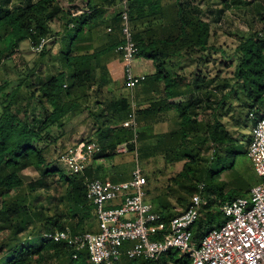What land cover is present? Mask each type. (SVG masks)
Returning <instances> with one entry per match:
<instances>
[{
    "label": "trees",
    "instance_id": "1",
    "mask_svg": "<svg viewBox=\"0 0 264 264\" xmlns=\"http://www.w3.org/2000/svg\"><path fill=\"white\" fill-rule=\"evenodd\" d=\"M9 1L0 0V67L5 69L25 41L31 48L41 39L51 42L38 51L40 61L50 60L44 74L35 65L0 82V233L5 232L0 237V264H92L86 250L73 258L71 248L45 233L66 228L72 233L94 231V225L88 229L95 214L94 205L86 198V185L89 180L111 174L96 160L112 156L114 149L134 134L147 157L160 155L165 166L183 161L160 191L147 197L161 221L167 223L177 213L172 198L184 208L195 193L207 200L201 209L204 215L192 225L195 243L206 234L208 225L219 227L224 222L222 205L246 196L261 181L239 129L249 122L253 127L264 116V25L259 30L217 32L211 37V21L204 19L200 6L190 0H172L176 5L173 19L166 13L163 0H129L131 24L167 17L169 30L167 35L158 36L156 30L154 33L145 27L133 34L136 58L151 60L155 68L141 82H147V90L151 88L155 96L146 107L138 102L133 107L136 86L118 96L109 88L112 79L106 64L120 54L115 48L122 35L120 11L109 16L104 6L115 0H85L80 11L76 6L64 8L58 0H23L12 7L7 6ZM229 6L226 3L223 8ZM223 8L209 9L215 16L212 21L218 20ZM222 35L229 41L222 40ZM53 45L57 48L52 54ZM184 96L189 97L171 100ZM90 102L88 117L93 118L94 140L100 151L81 172L66 175L51 169L45 156L50 140L61 137L65 121L89 108ZM133 108L137 121L134 131L121 124ZM169 110L177 114L176 126L154 132L153 123ZM236 164L245 167L244 172ZM27 169L37 171L38 177L28 180ZM227 170L232 171L230 182L218 178ZM51 174L65 182L67 205L53 215L34 197L48 185ZM144 176L148 196L151 176ZM190 261L187 254L172 248L158 259L122 256L116 264Z\"/></svg>",
    "mask_w": 264,
    "mask_h": 264
},
{
    "label": "built area",
    "instance_id": "2",
    "mask_svg": "<svg viewBox=\"0 0 264 264\" xmlns=\"http://www.w3.org/2000/svg\"><path fill=\"white\" fill-rule=\"evenodd\" d=\"M128 1L120 0L122 41L115 51L122 60L124 86L132 90L147 74L135 70L138 48L129 20ZM45 43L41 39L33 49L40 51ZM133 110L121 124L134 131L137 121ZM117 150L126 151L125 142ZM99 151L97 141L81 140L62 150L59 161L69 174L78 173ZM247 156L261 181L246 196L222 205L224 222L207 230L199 243L192 241L191 229L207 200L195 193L189 205L165 223L147 199L146 178L138 166L126 180L94 178L87 182L86 198L94 205L96 231L72 233L69 228L55 229L45 236L64 242L74 251L73 258L86 250L92 264H116L122 256L154 260L172 248L187 254L190 264H264V116L251 128ZM202 187L201 184L199 188Z\"/></svg>",
    "mask_w": 264,
    "mask_h": 264
},
{
    "label": "rangeland",
    "instance_id": "3",
    "mask_svg": "<svg viewBox=\"0 0 264 264\" xmlns=\"http://www.w3.org/2000/svg\"><path fill=\"white\" fill-rule=\"evenodd\" d=\"M23 0H11L7 3V6L12 7L15 4L20 3ZM60 5L64 8H72L77 7L76 9L82 10L85 8V0H58ZM192 3L200 6L202 10V17L206 20L211 21V37L215 35L217 32H235L241 33L246 31H254L259 30L264 25V0H247L250 1V4L243 5L240 3H232L231 0H190ZM230 5L229 7L223 8L224 4ZM169 4V3H168ZM166 4V11L170 18H175L174 9H172L171 3ZM176 4V3H175ZM168 5V6H167ZM176 7V5H175ZM174 7V8H175ZM223 8V12L220 14L217 21H212L215 17L214 14H210L209 9H219ZM167 18V17H166ZM169 20V22L171 21ZM168 20V19H167ZM228 42L229 37L225 35L221 36V39H225ZM51 39L48 40L47 46H50ZM57 46L53 45L52 54L56 51ZM15 63V64H14ZM47 63H50V60H41L39 58V52L35 51L30 47L29 42L25 41L20 45L19 51L14 54L13 60L8 61L5 64V69L0 67V82L6 76L13 77L16 75V72L25 73L27 69H30L33 66L39 65L40 72L43 71V74L46 71ZM15 66V67H14ZM137 68V66L135 65ZM231 67L228 68V71H231ZM189 71L188 67L186 68ZM124 83V82H123ZM125 87V86H124ZM122 92L126 91V87ZM117 96L119 92H116ZM189 97V96H188ZM184 96L183 99L188 98ZM182 98H175L174 101H180ZM92 103H89V108H85L78 115H73L71 118L65 121V125L63 127V135L61 137L56 138L54 142L50 140V146H48L46 151V161L49 162V167L51 169H58L62 171L64 174H69L68 170L64 167L63 163L59 161V153L65 148L71 146L72 144L81 141L82 139H91L93 141L96 140V136L94 134L95 126L93 124V118L88 117V110L91 109ZM34 113H38V108H33ZM165 118L161 125L163 127H168L170 129L176 126L177 114L175 110H171L163 115ZM94 126V127H93ZM251 127L252 123L249 122L245 126L241 125L239 129V133H241L243 144L248 147V137L251 136ZM152 130L155 132V125H153ZM56 132V131H55ZM123 145V143H122ZM121 147V144L118 145ZM117 147V148H118ZM126 151H116L114 149V153L112 156L102 157L96 160V163L99 165L105 166L106 172H109V177L116 181L126 180L130 177L132 170L135 166H138L142 169L144 175L151 176V184L148 188H150L151 194L147 197L152 196V194H157L160 191V188L166 183L168 177L173 175L175 172L181 169L183 161H177L175 163H168L165 166V160L160 155H152L147 157L146 150L142 147V142H136V134L128 141L125 142ZM112 152V149H111ZM110 152V153H111ZM105 159V160H103ZM246 161H249L248 158H245ZM242 164V163H240ZM236 168L239 171L245 170V167L236 164ZM27 174L28 180H34L38 177L37 171L33 169L25 170ZM232 171L227 170L218 175L219 179H222L226 182H230L232 179ZM24 190L21 189V191ZM26 191V190H25ZM64 192H65V182L58 178L57 174H51L48 176V185L36 192L34 197L36 198L38 203H42L45 205V209L49 215H53L56 212L65 210L67 205L64 200ZM149 198V200H150ZM173 204V210L178 212L182 210L184 207H181L174 198L171 199ZM201 216L204 215L203 211L200 213ZM95 227L96 219L93 217L91 219V225L88 229ZM210 226L208 225L205 230H209ZM5 232L0 233V237L3 236ZM197 239V236H196ZM172 264V263H171Z\"/></svg>",
    "mask_w": 264,
    "mask_h": 264
},
{
    "label": "crops",
    "instance_id": "4",
    "mask_svg": "<svg viewBox=\"0 0 264 264\" xmlns=\"http://www.w3.org/2000/svg\"><path fill=\"white\" fill-rule=\"evenodd\" d=\"M163 2L165 4H168V3L170 4L171 3L172 9H174V1H172V0H163ZM119 3H120V0H115V2L113 4H111L109 6H104L105 8H107V14L109 16L111 14H113L114 12H116L117 10H119ZM166 13H167V11H166ZM132 24H131V26H132V29H133L134 32L137 31V30L143 29L145 27L153 29L152 31L154 33H155V30H156V33H157L158 36H165L169 32L167 18L143 19V21H141L140 23L137 22L136 24H133V25ZM106 65H107V69H108L109 75H110V77L112 79V82L109 84V88L112 89V91H113V93L115 95H117L116 92H119V94H120L122 92L121 90H123V87H124V83H123V64H122V60H121L120 55L117 54L113 58H110L109 60H107V64ZM134 65L137 66V68L135 67V70L137 72H144L147 75L153 74L154 71H155V68H154V65L152 64V61L149 60V59H146L144 57L136 58ZM148 85L149 84L147 82L144 83V84L141 83L140 85H137L135 87V90H134V92H135L134 101L138 102L139 104L142 103V107H146V105L148 104L150 99L155 96V92L151 91V88L147 90L146 86H148ZM150 85L153 86V84H151V83H150ZM175 98H182V100H183V97H175ZM175 98H172L171 100L174 101ZM169 111H171V110H169ZM169 111H167V112H169ZM164 114L165 113L160 114L158 116V118H157V121L153 123V125H155V132H157V133H161V132H165V131L170 130V128L165 127V126L163 127V125H161L162 122L165 119L163 117ZM175 123H176V121H175ZM117 149H116V151H117ZM107 152H108V150H107ZM103 160H105V159H103ZM96 230H97V227L95 225L94 231H96Z\"/></svg>",
    "mask_w": 264,
    "mask_h": 264
}]
</instances>
